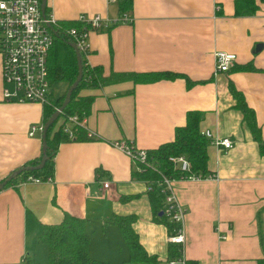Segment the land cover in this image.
Here are the masks:
<instances>
[{
  "label": "crops",
  "instance_id": "1",
  "mask_svg": "<svg viewBox=\"0 0 264 264\" xmlns=\"http://www.w3.org/2000/svg\"><path fill=\"white\" fill-rule=\"evenodd\" d=\"M117 1L45 0V5L61 22L80 13L114 18ZM130 2L125 10L130 22L89 32L84 61L103 74L171 70L191 82L123 79L81 88L79 94L93 95L85 127L95 135L60 141L49 180L22 182L17 176L0 189V264L33 263L47 251L38 240L43 225L58 223L65 213L85 218L88 255L109 264H131L110 219L135 215L139 243L156 264H166L171 246L166 228L154 219L145 182L132 176L137 163L112 141L154 147L173 137L189 109L202 112L199 131L228 136L232 145L223 149L206 141V170L213 177L173 180L174 198L186 209L180 247L185 264H264V155L258 147V139L264 142V1L251 13L235 11L234 0ZM216 49L235 54L228 70L213 71ZM229 84L252 109L258 137L235 107ZM60 85L56 96L49 90L52 99L65 90L66 83ZM1 87L0 58V180L40 154V131L27 130L43 122L42 103L4 100ZM102 179L109 180L107 188L100 189ZM114 232L121 238L117 247Z\"/></svg>",
  "mask_w": 264,
  "mask_h": 264
},
{
  "label": "trees",
  "instance_id": "2",
  "mask_svg": "<svg viewBox=\"0 0 264 264\" xmlns=\"http://www.w3.org/2000/svg\"><path fill=\"white\" fill-rule=\"evenodd\" d=\"M257 1L264 0H234L235 11L251 13L258 4ZM130 0H118V11H125L130 7ZM48 10L44 5V13ZM58 21V20H57ZM58 24L69 26H79L77 20L58 21ZM66 37L55 32L52 45L47 54V68L48 75L52 81H63L66 86L74 79L77 68L74 50L68 44ZM242 68H250L251 65H242ZM81 78L76 86L71 90L69 100L64 105L60 114L56 119L48 125L45 132L46 142V159L40 168H29L23 170L18 175L14 176L6 182H12L17 176L23 178L27 174H32L41 178L42 180L52 177V156L56 150V146L60 141L68 140L60 127V117L67 114L76 113L79 118L87 115L89 112L90 103L93 99L92 94H79V90L84 87H95L104 83L119 81L123 79H130L136 82L153 81L160 78L171 79L173 77H183L187 84L191 82L185 74L171 70H126L113 71L108 74H103L98 65L87 66L81 58ZM229 91L235 98V107H237L245 119L250 131L258 137V128L255 124L253 111L249 108L243 96L237 89L229 84ZM64 94V92H63ZM62 96L52 99L49 96V101L43 103V117L44 121L54 110L55 105H58ZM202 112L199 110L189 109L185 113V122L177 125L173 131V137L169 140L162 141L156 146L146 149V159L151 163L146 165L137 162V168L131 171L132 176L136 179L143 180L146 186L151 185L150 189L146 187V195L149 206L154 215V219L162 223L166 228L167 235L173 233L176 224L170 222L162 213L164 194L160 193L155 187V180L160 178L161 174L168 177L178 178L182 172L170 160L169 155L184 154L190 163V170L202 175L207 174L206 170V137L202 135L198 129V122L201 119ZM75 138H84V130L80 127L74 129ZM86 138V137H85ZM259 152L264 155V142L258 139ZM33 159L26 162V164H36L42 153ZM5 186V185H4ZM161 213L158 215V213ZM135 215H113L110 222L114 224L122 237L125 248L127 249V262L131 264H156L157 259L154 255L147 254L143 246L137 239V234L133 229V222ZM85 218L70 215L65 213L58 223L51 225H43L39 235V242L47 247V258L45 264H109L108 262L96 260L91 258L87 253L88 238L85 234ZM177 254L175 246H169L168 256L173 257ZM190 264H195L191 261Z\"/></svg>",
  "mask_w": 264,
  "mask_h": 264
},
{
  "label": "built area",
  "instance_id": "3",
  "mask_svg": "<svg viewBox=\"0 0 264 264\" xmlns=\"http://www.w3.org/2000/svg\"><path fill=\"white\" fill-rule=\"evenodd\" d=\"M116 1V0H109ZM40 0H0V58H1V97L7 101L40 102L49 101L50 78L47 68V54L55 37V32L73 41L80 57L85 60L90 49L88 34L91 31L102 30L109 24L117 22H130L131 16L125 11L119 12L114 18L102 17L98 14H78L75 18L79 26H64L58 24L52 14L41 13ZM217 7V5H216ZM235 59L230 51L216 49L213 51V71H226ZM84 63L89 66L87 62ZM60 127L68 139L75 138L74 129L80 127L87 138L95 134L85 127V116L78 117L76 113L60 117ZM42 123L30 124L27 134L35 130L41 132ZM208 141L223 149L231 147L232 141L228 136H215L209 130L200 131ZM112 145L124 152L136 163L146 165L151 163L146 159V149L136 147L124 140H113ZM170 160L182 174L178 178L200 179L213 177V174H200L190 170V163L184 154L169 155ZM47 177L43 180H49ZM175 178L161 174L156 179L155 187L164 194L162 213L170 222L176 224L173 233L167 235V242L177 248V254L169 257L166 264H185L180 247L183 243L182 221L186 209L181 206L173 195L172 183ZM177 179V178H176ZM22 182L37 183L41 178L27 174ZM100 189L109 186V180L99 181ZM147 189L151 185L146 186ZM220 239H225L224 235Z\"/></svg>",
  "mask_w": 264,
  "mask_h": 264
},
{
  "label": "water",
  "instance_id": "4",
  "mask_svg": "<svg viewBox=\"0 0 264 264\" xmlns=\"http://www.w3.org/2000/svg\"><path fill=\"white\" fill-rule=\"evenodd\" d=\"M44 5H45V0H40L39 8H40V11L42 14H44ZM67 42L72 47V49L74 50L77 72H76L74 79L66 86L61 102L54 108V110L51 112V114L42 122V129L40 132V143H41V147H42L43 151L41 153L39 161L33 165L24 164V165H21L15 169L11 170L8 175H6L4 178H2L0 180V189L6 184V182L8 180H10L14 176L18 175L23 170H26L29 168H40L42 166V164L44 163L46 157H47L46 152H45V149H46V142H45L46 129H47L48 125L51 124L56 119V117L62 111L64 105L68 102L71 90L76 86L77 82L80 80L81 73H82L80 54H79V52H78L73 41L68 39ZM160 214L161 213L159 212L158 215H160Z\"/></svg>",
  "mask_w": 264,
  "mask_h": 264
},
{
  "label": "rangeland",
  "instance_id": "5",
  "mask_svg": "<svg viewBox=\"0 0 264 264\" xmlns=\"http://www.w3.org/2000/svg\"><path fill=\"white\" fill-rule=\"evenodd\" d=\"M60 84H63V82H61V83H58V81H51L50 82V85H49V90H50V92L52 93V95L54 96H56L57 94H58V92L60 91V88H61V85ZM63 92H64V90H62V92L60 93V95L59 96H62V94H63ZM58 96V97H59ZM57 97V98H58ZM50 100V99H49ZM57 105H55V107H56ZM158 224V223H157ZM159 225V224H158ZM162 225V224H161ZM114 231H116V230H114ZM112 235H114V236H112L111 238H112V240H113V242H114V246H115V243H116V247H117V245L120 243L117 239H121L120 238V236H118V234H117V232H116V234H115V232H114V234H112ZM121 241V240H120ZM115 247V248H116ZM121 247H122V244H121ZM115 250H117V248L115 249ZM46 258H47V251L46 252H43L40 256H38V258H36L35 259V261L33 262V263H31V264H45V262H46Z\"/></svg>",
  "mask_w": 264,
  "mask_h": 264
}]
</instances>
